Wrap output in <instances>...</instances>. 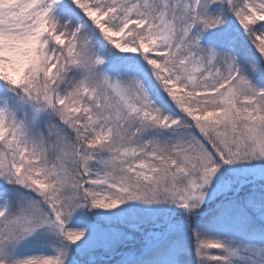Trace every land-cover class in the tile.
<instances>
[{
    "label": "snow or ice",
    "instance_id": "6c2138e0",
    "mask_svg": "<svg viewBox=\"0 0 264 264\" xmlns=\"http://www.w3.org/2000/svg\"><path fill=\"white\" fill-rule=\"evenodd\" d=\"M0 264H264V0H0Z\"/></svg>",
    "mask_w": 264,
    "mask_h": 264
}]
</instances>
